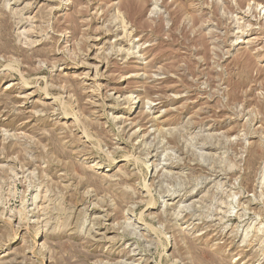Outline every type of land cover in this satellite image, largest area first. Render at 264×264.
<instances>
[{"label": "rangeland", "instance_id": "rangeland-1", "mask_svg": "<svg viewBox=\"0 0 264 264\" xmlns=\"http://www.w3.org/2000/svg\"><path fill=\"white\" fill-rule=\"evenodd\" d=\"M0 264H264V0H0Z\"/></svg>", "mask_w": 264, "mask_h": 264}]
</instances>
